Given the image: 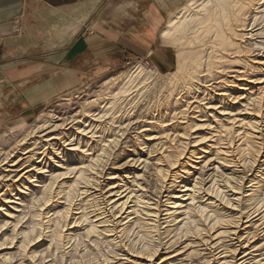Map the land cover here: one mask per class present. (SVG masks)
Here are the masks:
<instances>
[{
    "label": "bare ground",
    "instance_id": "1",
    "mask_svg": "<svg viewBox=\"0 0 264 264\" xmlns=\"http://www.w3.org/2000/svg\"><path fill=\"white\" fill-rule=\"evenodd\" d=\"M200 1L190 0L174 13L164 33L168 37L179 31L187 20L188 25L193 22L196 38L204 33L208 36L206 43L193 49L195 59L189 60L191 65L186 58L177 63L173 71L176 106L180 104L181 109L175 110L179 109L173 118L177 122L164 132L158 131L160 123L153 120L143 126L134 137L139 157L120 167H131L121 179L122 185L114 184L118 179L116 173H109L103 181H111L105 185L107 190L104 191L101 182L107 174L105 170L117 138L101 136L93 146L87 141L81 120L68 122L61 115L51 116V120L32 128L35 131L17 143L20 147L28 144L18 150H26L21 155L30 156L13 162L8 161L12 155L6 154L5 171L18 175L13 181L18 194H28L32 186L41 188L40 196L33 198L34 226L29 233H21L20 248L28 251L25 256L49 238V249L54 245L55 253H62L66 239L71 240L73 234L85 226L87 238L105 240L113 249L134 257L132 264H264V57L253 61L243 57L247 41L257 48L264 44L258 41L264 34V26L259 28L264 24V0H204L203 9L197 7L202 11L195 10ZM202 48L209 52L206 58ZM229 63L234 65L227 67ZM235 67L240 69L233 70ZM151 76L144 75L137 85H143ZM137 80L138 75L131 76L128 87L125 85L116 94L111 93L108 101L128 93L126 97H130L131 91L137 88V85L133 87ZM193 81L203 83L205 96L202 99L197 86L201 84L195 85ZM233 90L240 92V96L232 99ZM214 102L218 103L214 105ZM96 107L100 105H95L98 110ZM97 115L94 113L88 118L94 121L104 117ZM58 121L65 122L58 124ZM127 126L121 123L118 128L123 130ZM115 135L113 137H117ZM70 139L77 143H68ZM39 140L48 147L43 152H34L36 148L30 147L38 145ZM61 141H64L61 146L65 163L55 164L56 171L64 169L66 163L76 166L72 171L66 168L67 172L52 174L49 182L42 186L35 184L40 175L48 172L45 170V159L49 156L46 151L61 155V149L55 148ZM83 146L86 149H82ZM52 158L51 155L49 160ZM24 160L33 162L31 168L17 169ZM218 165L227 173L218 175ZM211 170L214 172L210 173ZM68 174L74 177H70L72 183L66 187L67 181L63 179ZM129 179H133L130 185ZM171 189L176 191L168 195L167 202L161 206V198L172 193ZM3 196L0 195V214L13 220V213L20 212L17 208L23 205V200L16 198L21 200L16 202L13 197ZM63 198L66 208L50 215ZM75 206L79 207L74 209ZM9 223L8 220L0 225V231ZM201 223L206 227L200 229ZM36 230H39L38 235H35ZM131 231L143 241L133 255L123 241ZM87 242L86 248L92 246L91 239ZM34 254L32 251L30 257H36ZM118 256L113 254L110 259L108 255L96 264H118L113 263ZM195 258L203 260L198 262ZM122 260L127 259H119Z\"/></svg>",
    "mask_w": 264,
    "mask_h": 264
},
{
    "label": "rangeland",
    "instance_id": "2",
    "mask_svg": "<svg viewBox=\"0 0 264 264\" xmlns=\"http://www.w3.org/2000/svg\"><path fill=\"white\" fill-rule=\"evenodd\" d=\"M189 1L190 0H182L181 1L182 4L174 7V9L172 10V14L169 18V22H170L172 15L176 12H179L181 9H183V6L185 7ZM202 5H203V7L205 6L204 0H201L199 2V4H197V6H195L194 9L195 10L199 9V11H202V9H203L201 7ZM198 6H200L202 9L200 10V7L197 9ZM208 7H210V6H208ZM186 22L189 23V21H187V20L183 21V24H182L183 27L179 31H177V32H175V33H173L167 37L164 35V33L169 26V23H168L166 30H164V32H163V38H164V41L168 45H171L172 47H174L176 49V51L178 53V63L183 62V60L184 59L186 60V58L187 59L189 58L186 61H188V63H189L188 65L190 66L191 62H192L191 60L195 59V56H193L195 53L193 51V49L195 48V50H196V47L198 44L206 43L208 41V36L204 33L201 35L199 34L200 37L198 36L196 38L194 31L192 29L193 22L190 25H188ZM263 26H264V24L260 25L259 28H262ZM258 41L264 43V34H262V36L261 35L259 36ZM244 46H246L247 50H245L243 57H247L250 61H253L255 59L258 60L261 57H264V44L260 48H257L250 41H247V43ZM201 50L206 51L207 49L202 48ZM191 52H193V54ZM208 53H209L208 51L204 52L203 56H205V58H206V55H208ZM228 56L231 57V53H229ZM229 57H228V59H229ZM234 57L235 56H233L231 59H234ZM140 61L143 62L144 65H146L145 64L146 61L149 63V65L152 64L151 68H146L145 66L144 67L143 66L138 67L137 65H139V64H137V63H139ZM128 62H130V61H128ZM132 63H134L135 65L134 66H127L125 64L124 67H121L120 69H118L114 72L102 75L99 78H97L96 80H93L87 86L80 88L79 90H76L73 93H70V94H67V95L60 97L56 102H53L51 105H49L45 109L39 110L37 112V115L35 116V118H33L30 121H27L26 119H15V120H9V121H5V122H0V195L4 194L3 197H5V196L6 197H13V199L16 202L21 201V200H17L16 198L23 200L22 206H18L17 204H13V206H18L17 209L20 211V212H14L13 213V214H15V218L13 220L8 219L7 217L0 214V225L1 226L6 221H8V220L10 221L9 225L7 227H5L6 229L4 231H2V230L0 231V245H4V246H1L2 248L0 247V264H96L99 260L107 258L108 255L110 256L109 258L112 259L111 255L113 256V254L119 255L116 258L118 260H114L113 263L132 264L134 257L127 255V253H125V252H119L120 250L113 249L112 248L113 246L109 245L107 242H105V240L101 241L95 237L87 238L85 235L86 230H87L85 228V226L81 230H79V232L78 231L75 232L73 234V238L71 240L66 239V241H65L66 246H65V249L62 253L61 252L55 253V248L53 247L54 245H52V248L49 249V246L51 244V239L49 238V239H47L48 242L44 240L43 242L38 244L32 250H29V253L26 254V256H25L26 251L24 252L20 248V244L22 242L21 237L23 236L21 233H23V232L29 233L31 231L32 227L34 226L35 219H34V209H33V201H34L33 198H37L40 196L41 188H39V187L34 188V186H32V188L28 191V194L22 195V196L20 194H18L19 191L14 190V186H13L14 185L13 181L15 180V178L18 175L12 174L11 172H6L5 170L7 168V165L6 164L4 165V161H3L4 158L9 154H11L12 157L9 158L8 161H13V162L19 160L20 158L25 159L26 157L30 156L31 154L21 155V153L25 152L26 150L25 151L18 150V147H19V149H24V148L28 147L29 145L27 144V145L20 147V146H17V143L20 142L27 134L34 132L35 130H32V128L43 124L45 121L51 120V116L61 115L64 118H67L68 122H73V121L76 122L78 120H81L83 123L80 125H81L82 129L86 130L84 134L88 137L87 141L90 142L93 146L97 145L96 141H99L101 139V136L103 138H106V137L111 135V138H117L118 143L115 146L116 148L114 147L115 150L113 149L110 152L111 153L110 154V161L108 163V167L105 170L108 175L106 174L105 175L106 177L104 176V178L101 179V182H103L105 180V178L107 179L109 177V173L110 174L116 173V175L118 176V179L114 180L113 182L116 185H122L121 179H123L125 171L131 169V167H128V168L124 167L125 169H121L123 167L122 165H124L126 162H128L132 158L139 157V154H140V150L136 147L135 139H134V137H136L137 133L142 131V129L144 128L143 126L152 120L156 124L160 123L159 125H157V126H160V129H158V131L160 130V132H164V131L170 129L172 127V126H170V124L175 126L177 121H175L176 119L173 120V118H175L176 112H179V109H180L179 108L180 104H178L179 106H176L177 104H176L175 98H177V96H176L177 92L175 91V85H174L175 80L172 77V75H174L173 72H171V73L160 72L152 63V61L150 59V55H147L145 58L140 59L138 61H133ZM233 65L234 64L230 65V63H229V65L227 67H231ZM238 68L239 67H235V68H233V70L234 69L239 70L240 68L239 69ZM141 71H142V73L139 74ZM148 73H150V74H148ZM137 75H138V80L133 85V87H136V85L143 78L144 75H150V76L152 75V76L150 77L151 79L147 80L143 85H141V84L137 85V88H135V89H133V91H131V94L129 95L130 97H128V98L126 97L129 94L128 93V94L124 95V97H122V98L119 97L118 99L108 101V99H110L111 93L116 94L125 85H127V87H128V84H127L128 80L131 78V76L135 77ZM230 75H233V74H230ZM202 80H204V78H202ZM142 82H143V80H142ZM193 82L195 85H197V83L201 84V85H197V86H198V88H200L199 89V92H200L199 97H200V99H202L205 96L203 83H200L198 81H193ZM239 84L240 83H238V85ZM229 86H232V85H229ZM233 91L234 92H232V93L234 96H232V99L240 96V92H238L236 90H233ZM238 93H239V95H238ZM248 93H246L245 95H247ZM94 100H99V101L97 103H94V102H92ZM99 102H104L105 104L102 103V105H101V104H99ZM112 102H114V103H112ZM216 103H218V102H214V105ZM109 104H110V106H109ZM95 105L96 106L100 105V108L96 107V109H98V110H95ZM177 108H179V109L175 112V110ZM89 111H90V113H89ZM86 112H88V113H86ZM93 112L95 113V115L99 114V115H97V117H100L101 115H103L104 116L103 119L93 121V119L88 118L89 115L94 114ZM83 113H84V115H83ZM85 113H86V115H85ZM191 116H193V114H191ZM152 118H154V119H152ZM69 119H70V121H69ZM159 120H160V122H159ZM163 121H165L164 124H163ZM62 122H65V121H58L57 123L62 124ZM121 123L124 126L125 125H128V126L125 129L121 130L118 128ZM86 125H88V126H86ZM164 125H166V127H163ZM77 127H78V125H77ZM94 130H97V131H94ZM109 132L111 134H108ZM167 132H165V134ZM114 133H116L115 136H117V137H113ZM172 133H174V131H172L170 133V135H172ZM55 134H58V132H56ZM39 135L40 134L38 133L37 137ZM119 135H120V137H119ZM86 136L84 137V139L86 138ZM91 136H92V139L89 138ZM30 137H32V136H30ZM36 139H38V138H36ZM66 140L67 139H65L64 141H66ZM33 141L34 140L30 141L29 144ZM64 141H61L60 143L57 144L58 146L57 145L55 146L56 149H58V148L61 149L60 150V152H62L61 155L53 154V152H51L49 149H48L49 151L48 150L46 151L47 154L49 153L48 154L49 156L46 157V159H45V161H47V166L45 164V167H46L45 170H47L48 172L45 173V175H43V176L40 175L39 180L37 179L38 182L35 184H39L42 186L46 182H49V179L52 176V174H56L59 172H67V170H65L66 168H68L72 171L73 167L76 166V165H73L71 163H66V165L63 167L64 169L56 171L57 168H55V164L65 163V160H64L65 159L64 158L65 152L62 151L63 147L61 146V144H63ZM40 142H42V141L39 140L38 145H34V146L30 147V149L36 148L34 152H36V151L37 152H41V151L43 152L47 145L43 142H42V144H39ZM68 143H72V145H74L77 142L76 141L71 142V139H70V140H68ZM84 146L82 149H86V147H84ZM16 147H17V149H16ZM69 147H71V146H69ZM142 148H144V147H142ZM51 155L53 158H52V160H49V157ZM42 157L43 156L41 155L40 158H42ZM36 158H38V157L36 156ZM11 163L12 162H10L9 164H11ZM32 163L33 162H31V161L27 162V160H24L23 162L20 163V165L17 169H23V168H26V169L29 168L30 169L32 166ZM214 166H217V165L215 164ZM219 168H220L219 173H217L218 175H224V173H227L223 167L219 166ZM209 169H212V167H210ZM8 170H9V168H8ZM209 172L212 173L214 171L211 170ZM209 172H208V175L210 174ZM208 175L206 176V178L208 177ZM70 177L73 178L74 174H68L67 178L63 179L65 182L67 181L66 187L70 186V184L72 183V182H70L71 181ZM41 180L44 183H42ZM118 180H119V182H117ZM132 180L133 179H129V181H127V183L130 185ZM110 182L111 181H108V180L106 181V183L103 182V186L105 187V185L109 184ZM232 184L235 185V183H232ZM247 185L248 184H245V186H247ZM107 189H108V187L106 186L104 191ZM171 191H172V193H170V194L167 193L164 195V197L161 198V206L164 205V203H165L164 201L167 202L169 196H171L173 194V192H175L176 190L174 191L173 189H171ZM62 197H64V194H62ZM60 202H61V204H59V206H56L54 208L55 211H52L50 213V215H52L58 209H59L58 211H60V210L63 211L66 208V205H64L66 203L65 199L64 198L61 199ZM78 204H79V202H76V205H78ZM10 206H12V205H10ZM78 207L79 206H75L74 209H76ZM73 212L75 213L76 211L73 210ZM78 216L80 217V215H78ZM78 216H76V219L79 218ZM51 218H53V217L51 216ZM204 226L205 225L203 223H201L199 228L200 229L205 228L206 226L205 227ZM38 231L39 230H36L35 235H38L37 234ZM17 233L20 235L17 238H14V237H16ZM189 237H191V236L189 235L188 238ZM6 239H7V241H6ZM90 239H91V243H92L91 245L92 246L86 248V245L89 246L87 241H89ZM123 241H124V244L127 246L126 249L129 250L132 253V255L136 254V253H134L135 250H137V248L139 246L141 247V245L143 243L142 238H140V237L138 238L134 235V231H131L128 234V236L125 235V237H123ZM226 243H229V242H226ZM259 243H261V242H259ZM74 250H76V251H74ZM77 250H79V251L77 252ZM32 251H34L35 252L34 255H36V257H34V258L30 257ZM124 258L127 260L119 261V259H124ZM195 259L198 262L203 260L201 258H199V259L195 258Z\"/></svg>",
    "mask_w": 264,
    "mask_h": 264
},
{
    "label": "crops",
    "instance_id": "3",
    "mask_svg": "<svg viewBox=\"0 0 264 264\" xmlns=\"http://www.w3.org/2000/svg\"><path fill=\"white\" fill-rule=\"evenodd\" d=\"M181 1L0 0V122L30 121L147 55L160 72H173L178 53L163 32Z\"/></svg>",
    "mask_w": 264,
    "mask_h": 264
},
{
    "label": "built area",
    "instance_id": "4",
    "mask_svg": "<svg viewBox=\"0 0 264 264\" xmlns=\"http://www.w3.org/2000/svg\"><path fill=\"white\" fill-rule=\"evenodd\" d=\"M137 64H139V65H137L138 67L139 66H143V67L145 66L146 68H151V65H152V64L149 65V63L147 61L145 63L146 65H144L143 62H141V61L139 63H137ZM126 65L127 66H134L135 64L130 61V62H127Z\"/></svg>",
    "mask_w": 264,
    "mask_h": 264
}]
</instances>
